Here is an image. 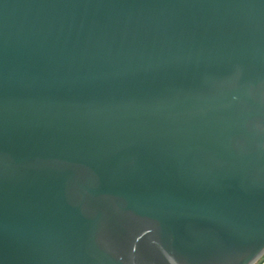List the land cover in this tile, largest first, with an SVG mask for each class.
I'll list each match as a JSON object with an SVG mask.
<instances>
[{"label": "water", "instance_id": "water-1", "mask_svg": "<svg viewBox=\"0 0 264 264\" xmlns=\"http://www.w3.org/2000/svg\"><path fill=\"white\" fill-rule=\"evenodd\" d=\"M263 256L264 0H0V264Z\"/></svg>", "mask_w": 264, "mask_h": 264}, {"label": "rangeland", "instance_id": "rangeland-1", "mask_svg": "<svg viewBox=\"0 0 264 264\" xmlns=\"http://www.w3.org/2000/svg\"><path fill=\"white\" fill-rule=\"evenodd\" d=\"M263 261H264V256L262 257V259L257 264H260Z\"/></svg>", "mask_w": 264, "mask_h": 264}]
</instances>
